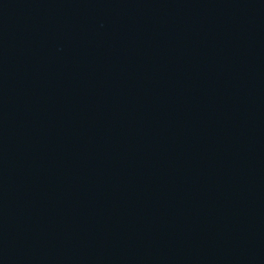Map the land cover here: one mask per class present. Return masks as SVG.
Instances as JSON below:
<instances>
[{
  "label": "water",
  "instance_id": "1",
  "mask_svg": "<svg viewBox=\"0 0 264 264\" xmlns=\"http://www.w3.org/2000/svg\"><path fill=\"white\" fill-rule=\"evenodd\" d=\"M0 264H264V0H0Z\"/></svg>",
  "mask_w": 264,
  "mask_h": 264
}]
</instances>
